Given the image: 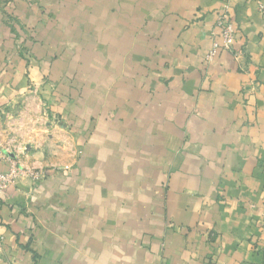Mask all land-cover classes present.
Listing matches in <instances>:
<instances>
[{
  "label": "crops",
  "instance_id": "obj_1",
  "mask_svg": "<svg viewBox=\"0 0 264 264\" xmlns=\"http://www.w3.org/2000/svg\"><path fill=\"white\" fill-rule=\"evenodd\" d=\"M258 3L0 0V264H264Z\"/></svg>",
  "mask_w": 264,
  "mask_h": 264
},
{
  "label": "built area",
  "instance_id": "obj_2",
  "mask_svg": "<svg viewBox=\"0 0 264 264\" xmlns=\"http://www.w3.org/2000/svg\"><path fill=\"white\" fill-rule=\"evenodd\" d=\"M258 12L264 21V4L258 3ZM217 26L220 28V40L213 43L211 51L206 56V61L211 63L220 51L232 53L237 59L243 55L242 50L235 51L234 45L237 37L233 26L229 6H225L219 14ZM22 177H29L38 182L43 179L41 171L23 168L19 164L12 162L7 172H0V193L7 191L12 185Z\"/></svg>",
  "mask_w": 264,
  "mask_h": 264
},
{
  "label": "rangeland",
  "instance_id": "obj_3",
  "mask_svg": "<svg viewBox=\"0 0 264 264\" xmlns=\"http://www.w3.org/2000/svg\"><path fill=\"white\" fill-rule=\"evenodd\" d=\"M243 52V55L242 56H244L245 55V52L244 51H242ZM17 113V112H16ZM8 114V115H7ZM7 114H6V112L4 113V114H2V113H0V120H1V123H0V125H2L3 124V126H4V122L6 123L7 121V123H8V125H7V127H6V129H5V131H9V133H7V136H8V143H11L12 144V141L15 139L14 138V135H13V133L11 132V130L13 129V128H15L14 127V125H16L17 123H15V120H14V117H9L8 119H7V117L9 116V112H7ZM15 123V124H14ZM0 130H1V128H0ZM3 131H4V129H2ZM1 130V131H2ZM6 139V138H5ZM6 148H4L6 151H10V150H15L12 146H5ZM11 148V149H10Z\"/></svg>",
  "mask_w": 264,
  "mask_h": 264
}]
</instances>
